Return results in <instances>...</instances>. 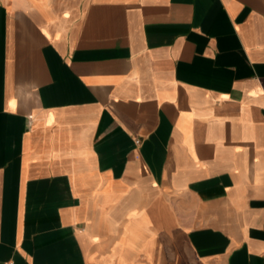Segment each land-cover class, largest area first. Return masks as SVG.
Returning a JSON list of instances; mask_svg holds the SVG:
<instances>
[{
    "label": "crops",
    "instance_id": "obj_1",
    "mask_svg": "<svg viewBox=\"0 0 264 264\" xmlns=\"http://www.w3.org/2000/svg\"><path fill=\"white\" fill-rule=\"evenodd\" d=\"M0 264H264V0H0Z\"/></svg>",
    "mask_w": 264,
    "mask_h": 264
}]
</instances>
